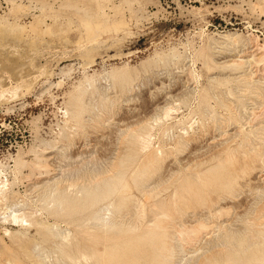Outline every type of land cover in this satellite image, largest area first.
I'll use <instances>...</instances> for the list:
<instances>
[{"label": "rangeland", "instance_id": "obj_1", "mask_svg": "<svg viewBox=\"0 0 264 264\" xmlns=\"http://www.w3.org/2000/svg\"><path fill=\"white\" fill-rule=\"evenodd\" d=\"M0 25L25 35L0 40V264H118L159 223L169 264H264V0H0ZM238 146L260 163L232 179Z\"/></svg>", "mask_w": 264, "mask_h": 264}, {"label": "bare ground", "instance_id": "obj_2", "mask_svg": "<svg viewBox=\"0 0 264 264\" xmlns=\"http://www.w3.org/2000/svg\"><path fill=\"white\" fill-rule=\"evenodd\" d=\"M87 26V25H86ZM85 26V27H86ZM95 27V26H94ZM98 28V27H97ZM91 29H92V27L90 26V27H88L87 26V32H88V34H90V33H93L92 31H91ZM95 29H96V27H95ZM94 30V29H93ZM96 31L94 30V33H95ZM46 33V32H45ZM43 34V33H42ZM96 34V33H95ZM87 35V34H86ZM9 36H11V37H13L12 39L13 40H18V41H23L24 39H25V35H24V33H23V29H20V28H11L10 27V25L9 26H3V25H0V40L1 39H4L5 37L7 38V37H9ZM90 37V35H87V37ZM91 37H92V34H91ZM93 37H94V34H93ZM5 38V39H6ZM15 38V39H14ZM11 39V38H10ZM7 40H9V39H7ZM15 40V41H16ZM4 41V40H3ZM34 42V41H33ZM1 44V43H0ZM2 44H4V43H2ZM2 44H1V46H2ZM29 44H31V47H32V45L34 44V43H32L31 41H29ZM4 46H5V44H4ZM36 46V45H35ZM7 48V47H6ZM92 48V47H91ZM18 49V48H17ZM31 49V48H30ZM34 49V48H33ZM92 50V49H91ZM88 52V51H87ZM91 53H92V51H91ZM89 54V53H88ZM89 57V56H88ZM47 72V71H46ZM250 78V77H249ZM248 78V79H249ZM257 81V80H256ZM264 82V81H263ZM248 91V90H247ZM5 100V99H4ZM223 101V100H222ZM74 103H76V102H74ZM76 106H78V104L76 105ZM79 107V106H78ZM262 109V108H261ZM260 110V109H259ZM262 110H264V109H262ZM169 110H167V112H168ZM74 112H75V110H74ZM253 118V117H252ZM254 120V119H253ZM252 121V120H251ZM253 123V122H252ZM254 126H255V124H254ZM253 126V127H254ZM241 133V132H240ZM237 134V133H236ZM241 136V135H240ZM235 139H236V137H235ZM234 139V140H235ZM186 140H189V138L188 139H186ZM234 140H232L233 142H235ZM243 140V139H242ZM185 141V140H184ZM222 141V140H221ZM246 141H247V138H246ZM146 142V141H145ZM178 142V141H177ZM181 142V141H180ZM264 142V141H263ZM186 143V142H185ZM241 143H242V141H241ZM175 144V143H174ZM189 144V143H188ZM178 145V144H177ZM180 145V144H179ZM190 145V144H189ZM181 146H183L182 144H181ZM248 146V145H247ZM169 147V146H168ZM184 147V146H183ZM174 148V147H173ZM172 148V149H173ZM225 149H226V147H224ZM261 148H263V146L261 147ZM241 147L240 146H238L236 149H235V151H232V153H227V151H226V156H225V159H226V161L227 160H230V158H232V160L233 161H235V162H237V164H238V166H237V164H235V166H234V170L232 171V172H230V176H229V178H236V177H240V176H245V175H247V173L250 171V170H252V169H254L256 166H257V164H258V162L260 163V161H259V159H258V157H259V155H258V157H257V155H255V154H252L251 156H248V154H246V152L245 151H241ZM231 150V149H230ZM248 150V149H247ZM223 151V150H222ZM251 151V150H250ZM250 151H248V152H250ZM221 152V151H220ZM224 152V151H223ZM229 152H231V151H229ZM252 152V151H251ZM250 152V153H251ZM260 152V151H259ZM243 154V156H242V158L240 157V154ZM198 154V153H197ZM258 154V153H257ZM260 154V153H259ZM161 156H162V154H160ZM261 155V154H260ZM158 156V155H157ZM262 156H264V155H262ZM218 157V156H217ZM222 157V156H221ZM220 157V158H221ZM152 158H153V156H152ZM188 158V157H187ZM150 159V158H149ZM161 159V158H160ZM215 159H217L216 157H215ZM153 160V159H152ZM190 160V159H189ZM219 160V159H218ZM146 161H147V159H146ZM162 161V160H161ZM202 161V160H201ZM149 162V166H150V160L148 161ZM159 162V161H158ZM195 162V161H194ZM197 162H200L199 160H197ZM155 163V162H154ZM187 163V162H186ZM264 163V162H263ZM152 164H153V161H152ZM157 164V163H156ZM192 164H197V163H192ZM199 164V163H198ZM223 164V163H222ZM221 164V165H222ZM227 164H228V162H227ZM158 165V164H157ZM259 165V164H258ZM264 165V164H263ZM143 166V165H142ZM145 166H146V164H145ZM193 166V165H192ZM262 166V165H261ZM260 166V167H261ZM141 167V166H140ZM153 167H155L154 165H153ZM194 167V166H193ZM200 167H201V165H200ZM142 168V167H141ZM188 168V167H187ZM186 168V169H187ZM199 168V167H198ZM197 168V169H198ZM256 168H258V167H256ZM148 169H151V168H148ZM189 169V168H188ZM138 170V169H137ZM153 170V169H152ZM156 170H157V167H156ZM192 170H193V168H192ZM139 171V170H138ZM186 171H188V170H186ZM150 172H151V170H150ZM150 172L148 173V175L150 174ZM197 172V171H196ZM136 173V172H135ZM251 173V172H250ZM142 174L143 175H146L147 174V171H144V172H142ZM141 174V175H142ZM152 174H153V172H152ZM147 175V176H148ZM262 175V174H261ZM146 177V176H145ZM140 178V177H139ZM160 179V178H159ZM162 180V179H161ZM5 182V181H4ZM145 182V181H144ZM162 183V182H161ZM6 184V183H5ZM5 184L3 183V181L2 182H0V194H1V196L3 197V194H4V190H5V188L7 189V187H5ZM232 184V183H231ZM8 185V184H7ZM139 185H141V183L139 184ZM161 186V185H160ZM87 188V187H86ZM158 188V187H157ZM157 188H155V190H157ZM160 188V187H159ZM217 188V187H216ZM90 189V188H89ZM147 189V188H146ZM150 189V188H149ZM87 190V189H86ZM216 190V189H215ZM82 191H83V189H82ZM91 191V190H90ZM145 191H147V190H145ZM149 191H151V190H149ZM153 191H154V189H153ZM83 192H85V189H84V191ZM81 193V192H80ZM146 193V192H145ZM151 193V192H150ZM57 194V193H56ZM152 194V193H151ZM151 194H149V195H151ZM155 194V193H154ZM153 194V195H154ZM57 196H59V194L57 195ZM57 196H55V198L57 197ZM149 197V196H148ZM59 198H60V196H59ZM68 198V197H67ZM66 197H65V199H67ZM57 199H58V197H57ZM61 199V198H60ZM64 198H62V202L63 201H66L65 199L63 200ZM54 200V199H53ZM59 200V199H58ZM68 200V199H67ZM80 200V199H79ZM50 201V200H49ZM56 201V200H55ZM69 202H71L70 201V199L68 200ZM68 201H67V203H68ZM77 201V200H76ZM76 201H74V202H76ZM57 202V201H56ZM55 202V203H56ZM62 202H61V204H62ZM133 202V201H132ZM164 202V201H163ZM58 203H60V200L58 201ZM66 203V204H67ZM158 204V203H157ZM163 204V203H162ZM63 205L64 204H62L61 206L63 207ZM68 206L69 205H71V204H67ZM72 205L74 206V204L72 203ZM71 205V206H72ZM112 206H113V204H111ZM129 205V204H128ZM127 205V206H128ZM132 205L134 206V204L132 203ZM56 205H54V207H55ZM60 206V207H61ZM67 206V207H68ZM131 206V205H130ZM140 206V205H139ZM157 206V205H156ZM58 207H59V205H58ZM123 207V206H122ZM163 207V206H162ZM56 208V207H55ZM64 208V207H63ZM132 208V207H131ZM62 209V208H61ZM65 210L67 209V208H64ZM69 209V208H68ZM67 209V210H68ZM73 209V208H72ZM115 209V208H114ZM129 209H130V207H129ZM129 209L127 210L126 208H125V210H127V211H129ZM51 210V209H50ZM59 210V209H58ZM58 210H57V212H58ZM66 210V211H67ZM70 210V209H69ZM69 210H68V212H69ZM101 210V209H100ZM108 210V209H107ZM132 210V209H131ZM130 210V211H131ZM195 210V209H194ZM66 211H62L63 212V214L64 215H67V213L68 212H66ZM102 211V210H101ZM100 211V212H101ZM106 211V210H105ZM126 211V212H127ZM129 211V212H130ZM64 212H66V214L64 213ZM158 212V211H157ZM99 213V212H98ZM109 212L107 211V214H108ZM116 213H118V212H116ZM115 213V214H116ZM120 213V212H119ZM135 213V212H134ZM49 214H51V212L49 213ZM104 215H105V212L103 213ZM113 214H114V212H113ZM112 214V215H113ZM114 214V215H115ZM157 214V213H156ZM161 214H165L164 212H162V213H158V215H161ZM58 215V214H57ZM59 215H60V213H59ZM62 215V214H61ZM72 215V214H71ZM95 215H96V213H95ZM113 215V216H114ZM123 215V214H122ZM56 216V215H55ZM96 216H98V214L96 215ZM109 216H110V213H109ZM57 217H59V216H57ZM62 217H64L63 215H62ZM67 217V216H66ZM65 217V218H66ZM70 217V216H69ZM93 217H94V215H93ZM117 217V216H116ZM138 217V216H137ZM11 218L13 219L12 221H16L15 223H17L18 221H24V217H23V219L20 217V215L19 216H17L16 214H13L12 216H11ZM102 218V217H101ZM111 218V217H110ZM110 218H106V215H105V220L107 219V222H108V219H110ZM132 218H133V215H132ZM173 218V217H172ZM38 219V221H39V218H37ZM94 219H95V217H94ZM99 219V218H98ZM98 219H97V221H98ZM112 219H114V218H112ZM137 219V218H136ZM136 219H134V220H136ZM111 220V219H110ZM140 220V219H139ZM141 220H143V219H141ZM174 220V219H173ZM172 220V221H173ZM177 220V219H176ZM41 221V223L42 224H44L45 223V221H44V223L42 222L43 220H40ZM47 221V220H46ZM97 221H95V222H97ZM100 221V220H99ZM131 221H133V220H131ZM138 221V220H137ZM26 222H27V219H26ZM48 222V221H47ZM46 222V223H47ZM101 222H104V221H102L101 220ZM19 223V222H18ZM38 223V222H37ZM99 223V222H98ZM111 223V222H110ZM140 223V222H139ZM22 224V223H21ZM40 224V223H39ZM105 224V223H104ZM107 224V223H106ZM109 224V223H108ZM177 224V222L175 221V225ZM202 223H200V226H199V228H202V225H201ZM38 225V224H37ZM47 225V224H46ZM50 224H48L47 226H49ZM110 225H113L112 223L110 224ZM115 225H117V224H115ZM118 225H120L121 226V224H119L118 223ZM179 225V224H178ZM45 226V225H44ZM56 226V225H55ZM54 226V227H55ZM119 226V227H120ZM157 226H158V229L160 230V234H158V233H156V236H158V238H160L161 239V243H160V245H161V247L158 245V246H153V247H151L153 250L151 251V250H148V252L147 253H143L142 251H139L140 252V255H139V252H130V251H128V252H123V253H121V252H118L116 249H114V247L115 246H111V248H112V254H110V257H111V255L112 256H114V257H118L119 259H120V261L118 262V264H169V260H168V257L169 256H167V254L166 253H168V252H166V253H164V250H166L167 251V248L165 249H163L162 248V243H163V239H165V237H166V233H168L165 229H167V228H165L164 227V225H163V223H159V224H157ZM57 227V226H56ZM55 227V228H56ZM41 228V227H40ZM53 228V227H52ZM54 228V229H55ZM105 228H107V227H105ZM133 228V227H132ZM157 228V227H156ZM173 228H174V226H173ZM101 229H102V226H101ZM110 229H112L111 227H110ZM115 229V228H114ZM120 229H121V227H120ZM123 229V228H122ZM171 229H172V227H171ZM170 229V230H171ZM43 230V229H42ZM105 230V229H104ZM116 230V229H115ZM126 230V229H125ZM130 230V229H129ZM132 230V229H131ZM162 230H164L165 231V233L163 232H161ZM169 230V229H168ZM56 231V230H55ZM109 231V230H108ZM134 231V230H133ZM178 231V230H177ZM111 232H112V230H111ZM131 232V231H130ZM114 233H116V232H114ZM162 233V234H161ZM178 233V232H177ZM197 233H199V231H198V229H192L190 232H189V234H197ZM45 234V233H44ZM57 235V234H56ZM55 235V236H56ZM58 235H59V233H58ZM116 235V234H115ZM62 236V235H61ZM61 236H59L60 238H61ZM154 237H155V234H154ZM169 237V236H168ZM15 238V237H14ZM17 238V237H16ZM67 238H68V236H67ZM153 238V235H151L150 236V239H152ZM18 239V238H17ZM43 239V238H42ZM45 239V238H44ZM57 239V238H56ZM69 239V238H68ZM50 241L52 240V239H49ZM48 240V241H49ZM65 240H67L66 239V237H65ZM152 240H154V239H152ZM19 241V240H18ZM54 241H55V239H54ZM57 242V241H56ZM65 243H67V241H64ZM69 242V241H68ZM167 242H169V241H167ZM74 243V242H73ZM155 243H157V241L155 242ZM225 243V242H224ZM250 243V242H249ZM248 243V244H249ZM72 244V243H71ZM166 244V243H165ZM74 245V244H73ZM73 245H71V247L73 248V247H75V246H73ZM77 245V247H78V245L79 244H76ZM252 245V244H251ZM254 245V244H253ZM252 245V246H253ZM258 245H260L261 246V244H258ZM257 245V246H258ZM38 246V245H37ZM60 246V245H59ZM59 246H57V247H59ZM123 246H125L126 248H129V250H130V247H131V242H126ZM251 246V247H252ZM256 246V245H255ZM68 247V245L66 246V248ZM170 247V246H169ZM250 247H248V249H249ZM253 248V247H252ZM71 249V248H70ZM75 250H76V247L74 248ZM91 249V248H90ZM245 249V248H244ZM64 250V249H63ZM74 250V251H75ZM78 250H79V247H78ZM86 250V249H85ZM170 250V249H169ZM172 250V249H171ZM171 250H170V252H171ZM250 250V249H249ZM58 251V250H57ZM80 251H81V249H80ZM79 251V252H80ZM91 251V250H90ZM244 252V250H238V252L240 253H243ZM247 251V250H246ZM73 252V251H72ZM82 252V251H81ZM237 252V253H238ZM86 253V252H85ZM96 253L97 252H95L94 254L92 253L91 254V252H90V254L91 255H95L96 256ZM163 253H164V256H163ZM172 253V252H171ZM62 254H63V252H62ZM74 254V253H73ZM78 254V253H77ZM77 254H75V255H77ZM87 254H88V252H87ZM169 254V253H168ZM67 255V254H66ZM81 254H79V256H80ZM37 256H39V255H37ZM78 256V255H77ZM173 256V255H172ZM40 257V256H39ZM59 257H61V256H59ZM67 257H69V256H67ZM83 257H85V256H83ZM92 257V256H91ZM97 257V256H96ZM71 257H69L68 258V260L70 259ZM38 259V258H37ZM40 259V258H39ZM58 259V258H57ZM83 259V258H82ZM93 259V258H92ZM95 259V258H94ZM84 261H86V259H83ZM88 260V259H87ZM96 260V259H95ZM57 261V260H56ZM62 261V260H61ZM94 261V260H93ZM99 261V260H98ZM63 262V261H62ZM70 262H71V260H70ZM73 262V264H75L74 263V261H72ZM78 262V261H77ZM88 262V261H87ZM87 262H84V263H86L87 264ZM96 262V261H95ZM172 262V261H171ZM40 263V262H39ZM51 263H53V262H51ZM67 263V262H66ZM41 264V263H40ZM50 264V263H49ZM55 264V263H54ZM60 264V263H59ZM62 264V263H61ZM68 264V263H67ZM77 264H79V263H77ZM90 264V263H89ZM97 264V263H96ZM99 264H101L100 263V261H99ZM205 264V263H204Z\"/></svg>", "mask_w": 264, "mask_h": 264}]
</instances>
